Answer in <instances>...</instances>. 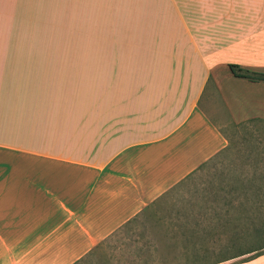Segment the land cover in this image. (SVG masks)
I'll use <instances>...</instances> for the list:
<instances>
[{
	"label": "crops",
	"instance_id": "crops-1",
	"mask_svg": "<svg viewBox=\"0 0 264 264\" xmlns=\"http://www.w3.org/2000/svg\"><path fill=\"white\" fill-rule=\"evenodd\" d=\"M258 9L0 0V264L77 263L228 147L218 120L264 121V80L229 68L264 73Z\"/></svg>",
	"mask_w": 264,
	"mask_h": 264
},
{
	"label": "rangeland",
	"instance_id": "rangeland-1",
	"mask_svg": "<svg viewBox=\"0 0 264 264\" xmlns=\"http://www.w3.org/2000/svg\"><path fill=\"white\" fill-rule=\"evenodd\" d=\"M212 107L221 105L215 100ZM218 125L227 148L75 264H210L263 252L264 121L223 119Z\"/></svg>",
	"mask_w": 264,
	"mask_h": 264
},
{
	"label": "trees",
	"instance_id": "trees-1",
	"mask_svg": "<svg viewBox=\"0 0 264 264\" xmlns=\"http://www.w3.org/2000/svg\"><path fill=\"white\" fill-rule=\"evenodd\" d=\"M229 68H230V71L235 76L245 77V78H248V79H251V80H257V79L264 80V73L255 72V71H251V70L242 68L238 64L229 63ZM263 253H264V251L260 252V253H256L254 256H257V255H260V254H263Z\"/></svg>",
	"mask_w": 264,
	"mask_h": 264
}]
</instances>
